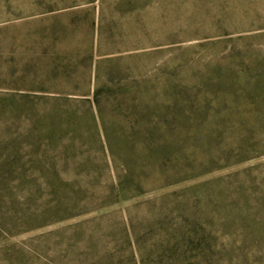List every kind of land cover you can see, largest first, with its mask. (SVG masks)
I'll use <instances>...</instances> for the list:
<instances>
[{
  "label": "rangeland",
  "instance_id": "1",
  "mask_svg": "<svg viewBox=\"0 0 264 264\" xmlns=\"http://www.w3.org/2000/svg\"><path fill=\"white\" fill-rule=\"evenodd\" d=\"M0 264H264V0H0Z\"/></svg>",
  "mask_w": 264,
  "mask_h": 264
},
{
  "label": "trees",
  "instance_id": "2",
  "mask_svg": "<svg viewBox=\"0 0 264 264\" xmlns=\"http://www.w3.org/2000/svg\"><path fill=\"white\" fill-rule=\"evenodd\" d=\"M89 1V3H95V2H97V0H88ZM103 1V0H102ZM133 3V2H132ZM103 5H104V2H103Z\"/></svg>",
  "mask_w": 264,
  "mask_h": 264
}]
</instances>
